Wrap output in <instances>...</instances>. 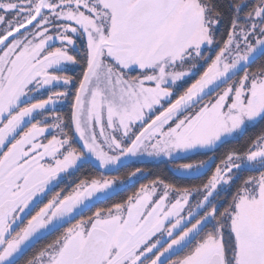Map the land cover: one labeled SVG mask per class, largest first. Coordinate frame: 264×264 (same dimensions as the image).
<instances>
[{
	"label": "snow or ice",
	"instance_id": "6c2138e0",
	"mask_svg": "<svg viewBox=\"0 0 264 264\" xmlns=\"http://www.w3.org/2000/svg\"><path fill=\"white\" fill-rule=\"evenodd\" d=\"M0 264H264V0H0Z\"/></svg>",
	"mask_w": 264,
	"mask_h": 264
},
{
	"label": "rangeland",
	"instance_id": "374dc122",
	"mask_svg": "<svg viewBox=\"0 0 264 264\" xmlns=\"http://www.w3.org/2000/svg\"><path fill=\"white\" fill-rule=\"evenodd\" d=\"M66 110V109H65Z\"/></svg>",
	"mask_w": 264,
	"mask_h": 264
}]
</instances>
